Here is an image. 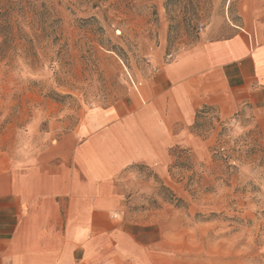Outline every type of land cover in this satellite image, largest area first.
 <instances>
[{
	"label": "rangeland",
	"instance_id": "rangeland-1",
	"mask_svg": "<svg viewBox=\"0 0 264 264\" xmlns=\"http://www.w3.org/2000/svg\"><path fill=\"white\" fill-rule=\"evenodd\" d=\"M0 1L3 150L78 130L202 38L264 33V0ZM176 131L165 170L124 174L126 218L159 225L178 264H264V118L204 106Z\"/></svg>",
	"mask_w": 264,
	"mask_h": 264
},
{
	"label": "crops",
	"instance_id": "crops-1",
	"mask_svg": "<svg viewBox=\"0 0 264 264\" xmlns=\"http://www.w3.org/2000/svg\"><path fill=\"white\" fill-rule=\"evenodd\" d=\"M139 86L54 142L0 149V264H178L159 225L126 218L124 174L165 170L204 106L264 118V33L202 38Z\"/></svg>",
	"mask_w": 264,
	"mask_h": 264
},
{
	"label": "trees",
	"instance_id": "trees-1",
	"mask_svg": "<svg viewBox=\"0 0 264 264\" xmlns=\"http://www.w3.org/2000/svg\"><path fill=\"white\" fill-rule=\"evenodd\" d=\"M1 2V1H0ZM1 7V6H0ZM1 9V8H0ZM1 17V16H0ZM2 24L0 23V28H1Z\"/></svg>",
	"mask_w": 264,
	"mask_h": 264
}]
</instances>
